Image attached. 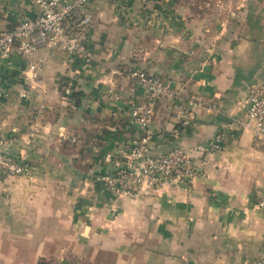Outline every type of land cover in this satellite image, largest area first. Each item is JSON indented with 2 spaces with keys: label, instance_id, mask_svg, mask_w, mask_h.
<instances>
[{
  "label": "crops",
  "instance_id": "obj_1",
  "mask_svg": "<svg viewBox=\"0 0 264 264\" xmlns=\"http://www.w3.org/2000/svg\"><path fill=\"white\" fill-rule=\"evenodd\" d=\"M211 4L224 15L195 14L182 0H91L84 34L91 64L58 49L0 61V137L32 172L0 175V264L29 253L42 263L68 255L79 264L264 260V212L255 207L264 196V144L230 127L248 89L264 81V0ZM35 17L32 0H0V32ZM37 62L40 76L30 83ZM134 69L217 109L179 121L172 102L157 99L153 155L222 140L195 157L201 174L192 182L118 199L97 177L110 171L103 155L138 134L130 109L145 95L129 77ZM65 84L81 95L76 101L62 95Z\"/></svg>",
  "mask_w": 264,
  "mask_h": 264
},
{
  "label": "built area",
  "instance_id": "obj_2",
  "mask_svg": "<svg viewBox=\"0 0 264 264\" xmlns=\"http://www.w3.org/2000/svg\"><path fill=\"white\" fill-rule=\"evenodd\" d=\"M91 0H32L36 17L21 20L10 30L0 32V61L10 58L13 52L28 57L37 49H58L84 66L91 64L93 56L84 44V34L92 25ZM41 62L29 66L27 79L37 82ZM129 77L143 91V103L130 109L132 123L138 134L127 144L114 148L103 155V163L109 173L97 177V181L114 198L135 199L141 190L160 189L169 183L186 185L200 176L201 170L195 165V157L219 149L222 136L217 134L205 145L189 148L174 147L159 155L152 154L150 126L154 103L157 99L172 102L177 120H184L195 109L206 113L216 112V106L184 96L172 89L159 78L141 70H131ZM67 87L64 93L69 95ZM6 91L0 88V101ZM252 132L254 138L264 144V81L252 85L246 95L245 109L241 117L234 119L230 127ZM77 142V138H71ZM11 140L0 137V175L31 178L32 172L24 156L6 151ZM95 150V146H91ZM264 212V196L255 204ZM257 264H264L259 261Z\"/></svg>",
  "mask_w": 264,
  "mask_h": 264
},
{
  "label": "rangeland",
  "instance_id": "obj_3",
  "mask_svg": "<svg viewBox=\"0 0 264 264\" xmlns=\"http://www.w3.org/2000/svg\"><path fill=\"white\" fill-rule=\"evenodd\" d=\"M182 1H186L189 4H191L192 6H190V8L194 11L195 14H198V15H213V12H215V14L219 13L220 15L221 14L224 15V13H223L224 10L223 9H218V8L215 9V8L212 7V4H211L212 0H182ZM220 1L222 3L223 2L227 3V2H229L231 0H220ZM153 190L154 189H152L151 191L154 192ZM50 249H54V248L50 247ZM30 256H32L31 253H29L28 256H23L24 257V258L22 257L23 260L18 262V264H79V263H76L73 258L69 257V255L64 257L65 261L62 262V263L61 262H57V263H42V262H39L38 260L37 261H31L32 258H30Z\"/></svg>",
  "mask_w": 264,
  "mask_h": 264
},
{
  "label": "trees",
  "instance_id": "obj_4",
  "mask_svg": "<svg viewBox=\"0 0 264 264\" xmlns=\"http://www.w3.org/2000/svg\"><path fill=\"white\" fill-rule=\"evenodd\" d=\"M84 44L86 45V47H87V44H86V42L84 41ZM134 70H139V69H134ZM143 72H145V73H148V72H146L145 70H142ZM149 74V73H148ZM149 75H151V76H153V77H156V76H154V75H152V74H149ZM158 78V77H157ZM68 86L65 84V85H63L62 87H61V93H62V95L66 98V99H69L70 101H76L77 100V97H80L81 95L80 94H78L77 92H75L74 90H72L71 91V93L69 94V95H66L65 93H64V89L65 88H67ZM118 146H115V148H117ZM167 152V151H166Z\"/></svg>",
  "mask_w": 264,
  "mask_h": 264
}]
</instances>
